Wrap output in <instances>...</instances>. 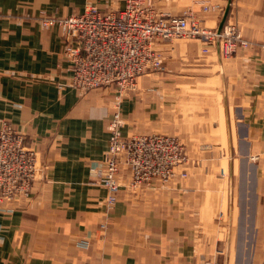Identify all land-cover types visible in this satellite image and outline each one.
I'll return each mask as SVG.
<instances>
[{
	"label": "crops",
	"instance_id": "0c3cea01",
	"mask_svg": "<svg viewBox=\"0 0 264 264\" xmlns=\"http://www.w3.org/2000/svg\"><path fill=\"white\" fill-rule=\"evenodd\" d=\"M152 2L192 11L205 28L233 24L252 45L223 58L199 40L160 44L163 70L141 76L121 102V132L179 137L189 177L122 189L108 212L95 181L115 88H73L61 32L39 18L89 4L118 10L121 0H0V123L27 135L45 167L29 197L0 204V264H264V0ZM129 177L124 168L119 179Z\"/></svg>",
	"mask_w": 264,
	"mask_h": 264
},
{
	"label": "built area",
	"instance_id": "2783aa9c",
	"mask_svg": "<svg viewBox=\"0 0 264 264\" xmlns=\"http://www.w3.org/2000/svg\"><path fill=\"white\" fill-rule=\"evenodd\" d=\"M169 1V0H165ZM118 10H103L89 4L80 13L68 17L39 18L44 28H58L64 42L63 56L71 65V85L81 93L113 86L116 111L110 120L111 136L105 152L104 169L95 184L108 192L104 206L113 211L122 189H151L157 183L167 185L185 175L178 172L187 162L183 144L175 137L152 134L122 135L118 109L136 89L137 80L163 70L161 43L176 40H199L204 47L220 46L224 58L238 48L252 44L241 38L237 27L226 24L209 29L201 25L192 11L182 15L157 11L152 0H121ZM202 10H214L204 4ZM264 50V45L256 46ZM8 120L0 123V204L31 195L34 184L45 180V167L35 143ZM37 142L39 138L33 137ZM130 177L119 179L123 169ZM106 226L103 224L101 228ZM208 264H218L212 260Z\"/></svg>",
	"mask_w": 264,
	"mask_h": 264
},
{
	"label": "rangeland",
	"instance_id": "374dc122",
	"mask_svg": "<svg viewBox=\"0 0 264 264\" xmlns=\"http://www.w3.org/2000/svg\"><path fill=\"white\" fill-rule=\"evenodd\" d=\"M224 58V57H223ZM172 137H175L176 139H178L182 144H183V146L185 147V149H186V146H185V143H184V141L182 140V139H180L179 137H177V136H172ZM186 153H187V150H186ZM189 157H188V155H187V162L185 163V165L181 168V169H179L178 170V172L180 173V174H184L185 175V177H184V179H186V178H188L189 177V173L186 171V166H187V164L189 163ZM221 175L223 176V177H225L226 176V170H225V168L222 166V168H221ZM213 260H215V259H213ZM212 260H204V262L202 263V264H208V263H210ZM217 263L218 264H220V261L219 260H217Z\"/></svg>",
	"mask_w": 264,
	"mask_h": 264
}]
</instances>
